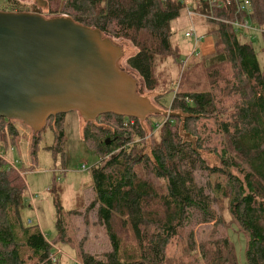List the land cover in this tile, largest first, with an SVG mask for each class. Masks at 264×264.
Wrapping results in <instances>:
<instances>
[{"label": "trees", "instance_id": "1", "mask_svg": "<svg viewBox=\"0 0 264 264\" xmlns=\"http://www.w3.org/2000/svg\"><path fill=\"white\" fill-rule=\"evenodd\" d=\"M13 3L10 11L23 10ZM254 5L255 21L264 25V0ZM46 7L132 44L127 67L157 93L160 109L177 114L142 122L106 113L86 124L85 140L105 160L91 168L90 207L110 247L81 251L77 264H239L230 229L246 237V264H264V67L254 45L258 40L264 51V33L243 40L233 26L207 20L218 42L202 60L204 78L184 70L178 87L166 90L170 72L158 70L178 62L171 22L183 0H47ZM170 93L171 102H161ZM62 117L49 121L61 127ZM18 135L12 120L0 117V152ZM57 135L61 140L63 129ZM27 194L19 169L0 156V264H62L52 247L69 238L61 202L55 196L51 239L24 221Z\"/></svg>", "mask_w": 264, "mask_h": 264}, {"label": "water", "instance_id": "2", "mask_svg": "<svg viewBox=\"0 0 264 264\" xmlns=\"http://www.w3.org/2000/svg\"><path fill=\"white\" fill-rule=\"evenodd\" d=\"M123 55L110 36L70 16L0 10V117L39 133L50 117L74 110L86 122L106 113L142 122L176 116L144 95L138 77L119 64Z\"/></svg>", "mask_w": 264, "mask_h": 264}, {"label": "rangeland", "instance_id": "3", "mask_svg": "<svg viewBox=\"0 0 264 264\" xmlns=\"http://www.w3.org/2000/svg\"><path fill=\"white\" fill-rule=\"evenodd\" d=\"M16 1L23 10L15 12H39L46 18L61 16L60 14H52L46 6L38 7L33 0H10V2L0 0V10L10 11L12 3ZM185 1L191 5L193 0ZM193 26L202 37L196 48L194 47V40L186 36V32L192 30ZM171 27L174 32L172 42L179 55L176 64L170 60L159 67L158 72L163 71V74L170 72L167 75L170 79L166 82V90L178 87L184 70H199L201 79H203L202 60L215 52L218 42L217 36L208 32L209 22L198 16L191 19L186 7L182 9L181 14L176 19L172 20ZM240 37L243 40H248L242 35ZM111 38L123 46L124 55L119 64L138 77L140 87L144 88V95L149 96L156 106L159 105L154 100L157 93L147 91L138 74L127 67L126 61L136 52V48L128 41ZM254 45L259 63L261 67H264V51L260 48V42L255 40ZM172 98L171 93L167 94L161 102H171ZM61 115L63 116L61 127H57L55 121L50 120L39 133H35L21 121L12 120L19 135L15 144H11L7 150L1 151L0 156L10 165L19 169L28 186L26 206L22 209L24 221L38 224L45 235L51 239L57 233L55 196L59 198L63 218L67 222L69 238L64 239V243L55 242L52 244L55 252L53 257L59 256L62 264H77L80 262L81 251L98 253L106 251L110 247L105 226L100 223L96 209L90 207L94 199L91 168L99 160L102 162L105 160L100 159L85 140V127L89 121L86 122L77 110ZM161 120L159 118L157 121L161 122ZM61 129H63L64 136L58 140L57 134L61 132ZM40 136L42 138L37 146L36 159H34L32 148L34 143L39 140L36 138ZM25 141L28 142L25 143ZM204 156L211 161H216L210 153H204ZM83 164H86V169L82 168ZM226 216L229 217V214ZM228 235L234 244L239 264H246L245 235L235 229H230Z\"/></svg>", "mask_w": 264, "mask_h": 264}, {"label": "built area", "instance_id": "4", "mask_svg": "<svg viewBox=\"0 0 264 264\" xmlns=\"http://www.w3.org/2000/svg\"><path fill=\"white\" fill-rule=\"evenodd\" d=\"M183 1L191 19L198 16L205 20L223 22L233 26L247 39H255L264 33V25L255 21L257 15L254 0H193L191 5ZM186 36L194 40L195 48L202 38L194 26L192 30L186 32ZM127 121L130 124L134 123L133 119ZM82 168L86 169V164H83Z\"/></svg>", "mask_w": 264, "mask_h": 264}, {"label": "flooded vegetation", "instance_id": "5", "mask_svg": "<svg viewBox=\"0 0 264 264\" xmlns=\"http://www.w3.org/2000/svg\"><path fill=\"white\" fill-rule=\"evenodd\" d=\"M6 11H7V10H6ZM57 116H58V115H57ZM57 116H56V117H57ZM99 116H100V115H99ZM48 121H49V120H48ZM109 138H110V137H109ZM114 139H116V137H114ZM108 141H111V140H108ZM108 143H110V142H108Z\"/></svg>", "mask_w": 264, "mask_h": 264}, {"label": "crops", "instance_id": "6", "mask_svg": "<svg viewBox=\"0 0 264 264\" xmlns=\"http://www.w3.org/2000/svg\"><path fill=\"white\" fill-rule=\"evenodd\" d=\"M26 140H27V138H25ZM22 142H23V140H22ZM28 141H25V143H27ZM20 143H21V141H20Z\"/></svg>", "mask_w": 264, "mask_h": 264}]
</instances>
